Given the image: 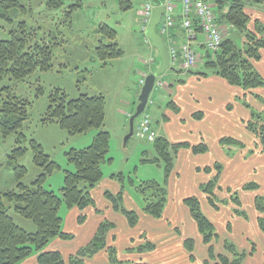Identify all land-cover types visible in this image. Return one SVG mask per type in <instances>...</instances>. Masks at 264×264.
Here are the masks:
<instances>
[{
	"label": "trees",
	"instance_id": "trees-1",
	"mask_svg": "<svg viewBox=\"0 0 264 264\" xmlns=\"http://www.w3.org/2000/svg\"><path fill=\"white\" fill-rule=\"evenodd\" d=\"M119 1L123 10L132 9L133 0ZM212 1L207 0L213 5ZM215 4L218 6V11L215 10L216 21L224 35L223 44L217 52L203 51L200 65L205 72L194 69L187 73L205 78L214 75L244 92L264 90V78L255 67V64L264 58V22L259 18L253 19L248 13V10L254 11L255 9L264 11V0H216ZM45 5L51 10L64 8V23L68 25L73 24L75 12L83 7L81 0H45ZM17 10L25 13L27 8L19 0H0V19L14 23L11 13ZM251 24L253 28L250 27ZM225 27L232 32H237L239 43L234 37L227 36L224 32ZM98 33L102 36V40L96 47V56L104 63V66L107 65L108 60L122 58L124 52L117 43V31L103 24ZM61 36L51 33L49 36L40 37L36 31L29 30L27 24L22 22L10 32L9 40H0V131L3 137L18 135L17 144L19 145L26 141L23 129L30 119V109L33 104L18 96L13 87L2 86V84L7 79L17 82L24 81L36 72L53 71L55 49L66 44ZM105 39L108 42L105 43L103 41ZM157 60L159 64V56ZM177 72L183 74L182 71ZM180 83L184 82L180 81ZM256 97L261 98L264 104V98L259 95ZM137 105L138 101H136ZM245 105L250 108L247 103ZM168 107L175 113L180 112L174 103L168 104ZM251 115L252 118L247 128L264 149V111H253ZM201 117V113L193 116L194 119ZM105 121L106 97L103 94L82 95L78 99L69 100L61 89H57L50 97L49 106L42 120L44 125L57 124L60 129L72 136L86 134L93 129L98 130V133L89 147L80 150L72 149L66 153L68 164L73 167V170H65L60 195L47 190L45 183L48 177L61 169V166L45 153L39 142L35 139L30 140L33 162L42 173L28 186L22 182L28 174L27 168L16 165V189L0 195V264H23L33 256H37L38 264H67V262L86 264L88 260L103 251L107 252L111 264L123 263L118 257L117 247L108 243L110 232L116 228V225L109 221L101 223L90 243L70 255L68 261L59 251H47L48 246L56 239L65 241L74 239L73 234L63 229L64 219L61 217L63 205L68 210L79 209L81 214L77 219L78 225L86 221L84 212L88 208L96 207L92 192L104 179L103 167L113 161L109 157L111 135L103 130ZM136 124L135 122V130ZM152 144L156 157L146 158L142 162L162 164L164 183L147 181L137 186L132 179L128 182L143 201V212L154 219H162L168 203L167 184L175 170V161L179 152L190 149L194 155H202L206 154L209 149L204 143L197 146H191L188 143L174 144L165 137H157ZM221 144L223 146L238 144L244 147L243 143L231 138L223 139ZM28 151L29 148L22 147V145L16 148L11 157L14 159L13 162L16 164V161L25 156ZM199 171L213 175L208 183L201 186V192L207 196L210 206L219 210L221 206L228 203L217 196V191L221 190L222 166L215 164L213 167L199 169ZM112 179L121 184V192L117 195L107 192L105 197L112 204L113 209L122 214L129 226L134 228L139 223V215L136 211L128 210L124 206L127 180L123 174L113 175ZM256 189L258 186L250 183L243 190ZM233 203L237 206L241 205L237 194H234ZM184 204L189 208L203 242L209 246V259L206 264H243L248 256L247 252H240L231 242H225L224 253L216 252L213 245L218 237L216 228L204 214L200 199L192 196L184 200ZM255 207L259 213L264 214V195L256 198ZM11 211L32 222L36 227V232H28L18 226L11 216ZM259 224L264 233V217L259 219ZM194 246L193 240L185 241L187 251L192 254L191 260H194ZM155 249L156 246L153 243L145 241L142 245L128 251L143 254Z\"/></svg>",
	"mask_w": 264,
	"mask_h": 264
},
{
	"label": "crops",
	"instance_id": "crops-1",
	"mask_svg": "<svg viewBox=\"0 0 264 264\" xmlns=\"http://www.w3.org/2000/svg\"><path fill=\"white\" fill-rule=\"evenodd\" d=\"M253 12L255 18L264 22L263 10L255 9ZM175 34L178 41L182 42V32L176 30ZM140 65L138 64L135 69L137 74ZM199 66L196 71L199 70ZM255 67L264 78V58L256 63ZM163 89L159 91L160 94H169L173 99L166 102L167 113L163 116L165 122L163 130L158 131L159 126L155 125L157 137H165L174 144L188 143L197 146L204 143L209 149L202 155H194L190 149L179 152L175 161V170L167 184L168 203L163 218L154 219L145 214L143 201L138 203L125 189L124 206L139 215L138 225L134 228L130 227L126 218L116 212L105 197L107 192L112 195L120 193L121 184L112 179L115 174L104 176L103 181L92 192L96 207L88 208L84 212L86 221L80 226L83 242L74 247L69 245L78 240H76L77 235L71 233L74 235L73 240L56 239L48 246L47 251H59L68 261L70 255L90 243L101 223L109 221L114 223L116 228L110 232L108 243L117 247L118 257L123 262L121 264H206L209 259V246L203 242L197 224L189 208L184 204V200L196 196L201 201L204 214L216 228L218 237L213 242L216 252L224 253V244L228 241L240 252H247L248 256L243 264H264V233L259 224V219L264 217V214L259 213L255 207L256 198L264 195L258 184L264 175V149L247 128L252 118L251 113L264 111L262 99L256 97L259 95L264 98V90L244 92L238 87L229 85L225 80L211 75L206 78L188 76L182 85L175 87V94L172 90L165 93ZM137 94L138 90L132 101L133 104H136ZM245 102L249 103L250 108ZM170 103H174L180 112L175 113L170 109L168 107ZM197 113L202 114L200 119L193 118ZM150 115L152 117L154 114ZM225 138L243 143L244 147L238 144L223 146L221 141ZM152 149L154 151L153 145ZM215 164L223 168L221 190L217 191V196L228 202V205L221 206L219 210L210 206L207 196L201 192V186L208 183L213 175L199 171L213 167ZM187 175L193 176L187 179ZM250 183H255L258 189L243 190ZM234 194L238 195L241 205L237 206L233 203ZM70 211L71 214L75 212L77 219L81 214L78 208ZM75 219L74 215L69 216L71 223H74ZM119 225L126 228V232L122 229L121 232ZM189 239L195 243L194 260H191L192 254L185 247V241ZM145 241L153 243L156 249L143 254L128 251ZM251 250L254 251L252 254ZM23 264H38L37 256H33ZM86 264L111 263L107 252L103 251L88 260Z\"/></svg>",
	"mask_w": 264,
	"mask_h": 264
},
{
	"label": "rangeland",
	"instance_id": "rangeland-1",
	"mask_svg": "<svg viewBox=\"0 0 264 264\" xmlns=\"http://www.w3.org/2000/svg\"><path fill=\"white\" fill-rule=\"evenodd\" d=\"M19 1L27 8V11L25 13L18 10L13 11L11 16L14 23L0 19V40H9L10 32L16 29L19 23L25 22L29 30L36 31L40 37L49 36L51 33L56 36L63 35L61 37L66 41V44L55 49L53 71L36 72L24 81L17 82L7 79L2 84V86L13 87L18 96L29 100L33 105L30 109V119L25 123L23 129L26 141L21 144L22 147L29 148V151L25 156L19 158L16 164L11 157L15 149L21 146L17 144L18 135L3 137L0 131V195L16 189V165L27 168L28 174L22 182L28 186L42 173L41 169L33 162V151L30 150L31 139L39 142L45 153L61 166V169L48 177L45 183L47 190L54 191L59 195L64 184L65 170H73V167L68 164L66 153L72 149L87 148L92 144L98 133L96 129L86 134L72 136L60 129L57 124L44 125L42 123L50 97L57 89H61L69 100L78 99L82 95L103 94L106 97V121L103 130L111 135L109 157L113 161L103 167L104 175L109 177L112 174H123L127 180L126 191L135 201L141 203L142 200L135 188L130 186L129 179H132L137 186L147 181L158 183L164 181V166L162 164L142 162L146 158L154 157L153 144L133 137L125 145V138L129 132V114L133 113L137 107L132 101L137 90H141L138 86L139 76L135 69L151 54L145 45V35L140 28L143 17V1L133 0L132 9L125 11L119 0H81L83 7L75 12L73 24L69 25L64 23V8L51 10L45 5V0ZM215 1L211 2L214 14L216 9L218 11ZM248 13L252 15L253 19L255 18L252 10H248ZM103 24H107L117 31V43L124 52L122 58L108 60L105 66L96 56V47L102 40L98 30ZM250 27L253 28V24ZM224 32L227 36L234 37L237 43L240 42L237 32H232L227 27ZM103 41L108 42L106 39ZM154 53V57L158 59L156 49H154ZM200 68L201 65L199 66L200 72H205L203 67ZM157 69L158 67L155 71ZM191 75L193 74L167 71L161 77L164 83L163 91L167 93L172 90V93L175 94V87L182 85L180 81L185 82L186 78ZM159 91L152 93L154 104L150 105L147 111L154 114L153 119L155 122H159L155 125L159 126L158 131H162L165 123L163 116L167 113L166 102L173 98L169 94H160ZM139 120L140 118L136 123ZM192 176L187 175V179H191ZM258 184L264 193V175ZM74 213L71 214L65 205L61 208L64 231L77 235L76 240H78L69 244L72 247L83 242V236L80 234L81 225L77 224V215ZM71 215L76 218L74 223L69 220ZM11 216L21 228L28 232H36L35 225L29 220L20 217L14 211H11ZM121 229L126 232V228L120 226L119 230L121 231Z\"/></svg>",
	"mask_w": 264,
	"mask_h": 264
},
{
	"label": "built area",
	"instance_id": "built-area-1",
	"mask_svg": "<svg viewBox=\"0 0 264 264\" xmlns=\"http://www.w3.org/2000/svg\"><path fill=\"white\" fill-rule=\"evenodd\" d=\"M143 1V17L141 32L145 35L155 14L154 0ZM164 14L157 33L164 39L171 65L183 73L198 67L202 51L217 52L224 41V35L219 28L214 10L207 0H162ZM183 34L182 42L176 38L175 31ZM147 49L152 53V44L148 37H144ZM138 69V86L142 88L145 81L156 65L157 59L153 54L142 61ZM164 87L163 81L157 80L156 89ZM152 103V102H151ZM156 132L151 116L144 114L137 128L136 137L139 140L154 142Z\"/></svg>",
	"mask_w": 264,
	"mask_h": 264
},
{
	"label": "water",
	"instance_id": "water-1",
	"mask_svg": "<svg viewBox=\"0 0 264 264\" xmlns=\"http://www.w3.org/2000/svg\"><path fill=\"white\" fill-rule=\"evenodd\" d=\"M155 5V14L146 35L151 40L152 45L157 49L159 53V57L161 59V66L154 74L149 75L146 79L145 85L142 88L141 93L138 97V106L136 108V113L130 119L129 133L125 138V145H127L129 140L134 136L135 122L145 112L149 98L154 90L157 78L163 76L167 71H174V68L171 67L170 56L166 50L164 40L156 32V28L160 24L164 14L162 0H155Z\"/></svg>",
	"mask_w": 264,
	"mask_h": 264
}]
</instances>
